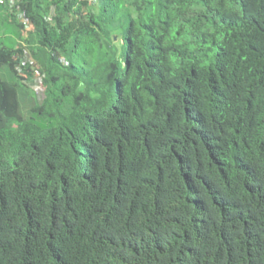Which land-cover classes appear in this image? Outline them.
I'll return each instance as SVG.
<instances>
[{
	"label": "clouds",
	"instance_id": "clouds-1",
	"mask_svg": "<svg viewBox=\"0 0 264 264\" xmlns=\"http://www.w3.org/2000/svg\"><path fill=\"white\" fill-rule=\"evenodd\" d=\"M135 3L0 0L58 10L21 54L45 115L0 111V264H264V0Z\"/></svg>",
	"mask_w": 264,
	"mask_h": 264
},
{
	"label": "trees",
	"instance_id": "trees-1",
	"mask_svg": "<svg viewBox=\"0 0 264 264\" xmlns=\"http://www.w3.org/2000/svg\"><path fill=\"white\" fill-rule=\"evenodd\" d=\"M81 7H86L85 4L81 5ZM152 8L151 0H136V3L133 4L132 11L137 14V16H149V13ZM16 12H22L24 18L28 20L30 24V28L28 30L25 29V23H21L18 21V15H12L10 17L5 18L3 15H0V45H3L6 51L3 54H0V111H3L7 116H11L15 118V123L19 124L23 117H27L29 121L34 120L36 116L43 117L45 112L42 108L39 107V102L41 100H45V93L47 91L46 85L48 83V77L43 74L41 78L43 93L37 92L31 85L25 84L21 81V79L27 80V82L32 81L33 75L31 70L35 68V65H24L22 67V74L20 75L15 70V62H17V55H21L22 52L28 51L32 60L35 59V52H33L30 45L37 42V37L41 33H44L45 36L48 35V28L43 25L51 23L54 21V17L57 14L56 5L53 4L51 9H44V15L41 16L39 5H37V13L36 15L32 14L31 7L24 8L23 10L16 8ZM67 11V9H65ZM51 12L52 15L48 13ZM86 13L76 11L73 15L83 17ZM89 17L91 13H87ZM126 15H131V12ZM169 20L171 17H166V19L162 22L151 23V24H143L142 30L146 32L149 36H152L155 28L158 24H162L165 29L169 28L171 25L169 24ZM92 22V21H90ZM57 27L59 26V22L56 21ZM130 27L133 31H135V23L132 22ZM24 36H23V31ZM183 36L182 30H177L175 32V38L179 40ZM22 41V42H21ZM51 95L50 92L47 93ZM33 113L35 115H33ZM0 123H3V117L0 116ZM13 134L9 133L11 137ZM4 137L0 136V141H3ZM96 145H99V141L94 138L89 139L85 138L80 145L77 147V151H79L81 157L87 155V151L89 148L93 150L97 155V159H99V151L96 148ZM3 145L0 143V148ZM100 147H104V145H100ZM35 151V149H33ZM207 151V149H205ZM75 155V152H74ZM177 155H182L177 153ZM189 164L193 163L194 157H187ZM3 161H0L2 163ZM179 160L177 163L179 164ZM196 163H200V161H195ZM47 163V162H46ZM12 166L16 167V161H12ZM63 178L61 179V184L63 185ZM195 184L196 181L194 180ZM192 199H195V195L191 194ZM187 202V201H186ZM195 207V205H193ZM220 215L223 216V210H221ZM199 217L194 216L193 221L197 220ZM174 222V221H173ZM178 235V234H177Z\"/></svg>",
	"mask_w": 264,
	"mask_h": 264
},
{
	"label": "built area",
	"instance_id": "built-area-1",
	"mask_svg": "<svg viewBox=\"0 0 264 264\" xmlns=\"http://www.w3.org/2000/svg\"><path fill=\"white\" fill-rule=\"evenodd\" d=\"M20 20L27 22V20L25 18H23V16L19 17ZM29 60V57L26 53H24L23 55L19 56L17 58V63L15 64V70L17 71V73H19L20 75L22 74V67L26 64V62ZM38 77L39 73L37 72V70L34 71V77ZM34 88L35 90H39L40 89V85L38 83L34 84Z\"/></svg>",
	"mask_w": 264,
	"mask_h": 264
}]
</instances>
